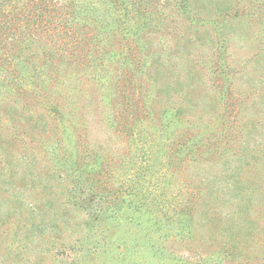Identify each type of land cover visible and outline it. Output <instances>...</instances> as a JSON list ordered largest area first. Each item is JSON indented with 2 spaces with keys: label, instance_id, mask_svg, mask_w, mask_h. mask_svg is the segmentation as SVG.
<instances>
[{
  "label": "rangeland",
  "instance_id": "rangeland-1",
  "mask_svg": "<svg viewBox=\"0 0 264 264\" xmlns=\"http://www.w3.org/2000/svg\"><path fill=\"white\" fill-rule=\"evenodd\" d=\"M84 1L0 102V264H264V0Z\"/></svg>",
  "mask_w": 264,
  "mask_h": 264
},
{
  "label": "trees",
  "instance_id": "trees-1",
  "mask_svg": "<svg viewBox=\"0 0 264 264\" xmlns=\"http://www.w3.org/2000/svg\"><path fill=\"white\" fill-rule=\"evenodd\" d=\"M119 1L120 6L123 0ZM90 11L93 7L84 0H0V102L10 89L14 90V94L21 92L20 97L36 94L38 79H51L60 65L78 60L77 56L84 52L85 46L82 43L84 38L80 36L82 29L74 26L79 21L75 18L81 13L85 18ZM106 23L111 24V21ZM72 27L76 30L72 31ZM66 37L68 40H65ZM74 40L76 43H73ZM57 42H62L67 51L55 52L52 46ZM69 43L70 46L67 45ZM128 68L129 78H138L143 72L141 65L135 63ZM132 90L133 85L125 83L121 99L128 100ZM131 128L129 125L122 127L125 132ZM202 142V137L193 134L192 141L186 145L189 149L193 147L194 153H197L202 151L203 145L214 147L217 139L208 136L207 141ZM213 150L205 153L213 154Z\"/></svg>",
  "mask_w": 264,
  "mask_h": 264
}]
</instances>
